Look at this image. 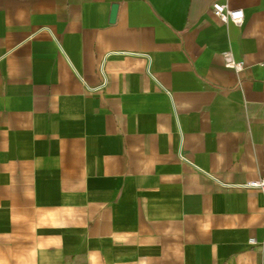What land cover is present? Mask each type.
<instances>
[{"label":"crops","instance_id":"0c3cea01","mask_svg":"<svg viewBox=\"0 0 264 264\" xmlns=\"http://www.w3.org/2000/svg\"><path fill=\"white\" fill-rule=\"evenodd\" d=\"M263 63L264 0H0V264H264Z\"/></svg>","mask_w":264,"mask_h":264},{"label":"built area","instance_id":"2783aa9c","mask_svg":"<svg viewBox=\"0 0 264 264\" xmlns=\"http://www.w3.org/2000/svg\"><path fill=\"white\" fill-rule=\"evenodd\" d=\"M212 13L214 16L220 19L221 22L225 24L230 22L238 24L241 23L245 18V13L242 9H231L227 4H220V3L213 4ZM226 65L234 68L236 71H241L244 68L243 62H235L230 56L226 57ZM148 73L150 74L149 69H148ZM105 84L106 82L103 83V85ZM89 89L91 91H97L98 88L97 89L89 88ZM179 156L182 161L191 164V162L188 161L182 154H180ZM218 182L226 189H258L264 191V179L246 184H240V185L225 184L220 181ZM249 243L250 245L257 244L255 239H250Z\"/></svg>","mask_w":264,"mask_h":264},{"label":"water","instance_id":"95a60500","mask_svg":"<svg viewBox=\"0 0 264 264\" xmlns=\"http://www.w3.org/2000/svg\"><path fill=\"white\" fill-rule=\"evenodd\" d=\"M118 10H119V5L118 4H114L112 6V11H111V18H110V22L111 23H114L116 21Z\"/></svg>","mask_w":264,"mask_h":264}]
</instances>
